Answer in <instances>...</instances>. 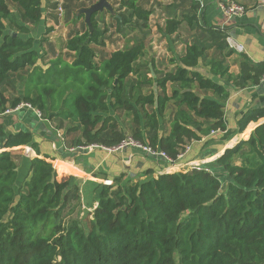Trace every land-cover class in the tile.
I'll return each instance as SVG.
<instances>
[{"label": "trees", "instance_id": "trees-1", "mask_svg": "<svg viewBox=\"0 0 264 264\" xmlns=\"http://www.w3.org/2000/svg\"><path fill=\"white\" fill-rule=\"evenodd\" d=\"M9 2L22 11L21 20L14 17ZM120 3L129 13L117 17L119 31L133 18L146 21L152 13L136 0ZM42 4L43 0H0V115L30 103L45 118L70 119L73 126L68 130L82 132L76 145L115 146L132 136L175 161L187 143L211 130L226 129L224 102L230 90L221 79L230 76L225 58L205 65L201 60L206 47L188 43L181 56L170 59L174 69L157 79L142 77L135 66L145 53L144 42L116 49L96 62L91 45H104L96 12L92 31L78 30L66 41L74 59L59 57L44 68L39 64L43 53L29 26L41 22ZM196 19L193 14L167 20L165 30L175 33L183 21L193 27ZM209 31L224 33L216 27ZM240 66L241 85L261 82L264 61L252 63L242 55ZM26 69L30 70L22 96L7 105L3 84ZM130 75L136 76L131 90L138 91L133 100L126 95ZM168 83L178 84L171 94ZM145 85L160 91L144 92ZM171 101L176 111L163 134V116ZM119 109L133 112L138 126L132 134L118 127L113 113ZM261 118L264 107L247 110L235 132L245 131L247 136L251 122ZM199 119L211 124L202 129ZM23 145L40 153L31 132L9 134L0 124V264H264V122L214 164L133 183L98 185L88 231L79 219L63 217L72 201H80V183L67 175L74 173L71 166L33 157L30 177L18 187V158L7 148Z\"/></svg>", "mask_w": 264, "mask_h": 264}, {"label": "crops", "instance_id": "crops-1", "mask_svg": "<svg viewBox=\"0 0 264 264\" xmlns=\"http://www.w3.org/2000/svg\"><path fill=\"white\" fill-rule=\"evenodd\" d=\"M96 1L98 0H43L42 10L47 9V15L43 13V17H46V21L51 19L48 16L51 9L56 21L62 20L65 14H71V22L79 24L80 19L84 18V15L78 14V11L91 6ZM136 1L140 6L152 10L147 20L151 26L152 23L156 24V22L161 24L159 28L157 26L154 27L157 29V33L153 34V36H149L150 34L147 31L149 28L146 27L147 29L143 28L145 33L140 40L133 41V44L137 42H144L145 44V53L136 61L141 63L140 65L145 64L146 67L150 68V76H156V71L160 70L158 59H162L161 56L165 53L164 50H171L170 59L179 57L184 53L188 43L197 42L201 46L206 47L205 57L201 60L205 65L213 58H225V64L229 68L230 76L221 79L222 82L228 85L230 90V96L224 102L223 119L226 123V129L223 131L211 130L209 133H203L201 139L187 143L189 150L183 157L171 163L162 156L151 155L134 147H129L119 152L78 148L80 145H76V141L79 138L83 139L82 132L81 130H68L70 126H73V122L70 119L65 120L60 116L52 119L40 118L35 109L21 103L15 108H8L9 112H4L0 115V124L3 125L6 132L9 134L20 130L31 132L40 150L38 154L31 145L7 148L18 158L19 181L22 176L25 177V180L29 179V161L33 157L45 159L52 164H54V161L63 162L73 168L74 173H68L67 175L77 177L81 185L80 200L86 208L85 202L88 203L93 199H97L96 189L100 184H113L118 180H121L122 183L127 181L133 183L156 178L164 173L176 172L173 169L179 165H193L202 162H204L202 166L204 164H214L219 154L240 141L247 140L252 131L260 123L264 122V118L259 119L257 122H251L254 126L250 129L247 136H243L245 131L235 132L237 121L247 110L264 107V81L261 80L258 84L249 82L241 85L239 79H237L241 70L242 55H246L252 63L264 61V5L260 3V0ZM109 2L116 10L121 0H109ZM231 3L243 5L246 8L245 13L229 19L223 11V6ZM73 9L74 12H72ZM125 9L126 7L124 6L123 10L125 11ZM102 12L105 13L106 22H109V16L117 21L118 16L111 15L109 10L104 9ZM102 12L99 11L97 15ZM193 14L197 16L193 27L183 21L177 32L172 34L166 32L165 24L167 20H180L186 15ZM80 15H83V17H79ZM135 19L138 20L137 18L132 20L134 21ZM84 23H86L85 19ZM185 25L191 31L190 36L181 34V28ZM210 27L220 28L224 33H212L209 31ZM229 37L234 38L239 44L243 45L244 51L239 52L228 47L227 38ZM146 39L147 41H145ZM148 42L150 43L148 44ZM179 43L184 46V49L180 52L176 49ZM65 50H67L66 47ZM170 59L166 66L169 68L167 72L175 67V64ZM137 68L141 72V66ZM172 85H176L175 88L178 87L177 83H172ZM208 93L211 94L210 92ZM171 103L174 107V112L168 116L167 111ZM175 111L176 105L174 101H171L163 116V119H169L167 123L168 131L170 129V120L173 118ZM113 115L117 116V112H114ZM199 120L204 122L202 129L211 124L210 121ZM1 151H3V148ZM212 158L216 159L211 160ZM21 163L25 166L23 174L20 171ZM202 166L197 165L195 168H201ZM57 172L59 173V170ZM96 206L97 202L94 204V207Z\"/></svg>", "mask_w": 264, "mask_h": 264}, {"label": "rangeland", "instance_id": "rangeland-1", "mask_svg": "<svg viewBox=\"0 0 264 264\" xmlns=\"http://www.w3.org/2000/svg\"><path fill=\"white\" fill-rule=\"evenodd\" d=\"M9 6L11 10L13 11L14 17L21 20L22 11L20 10V8L13 2H9ZM72 6L74 5L72 4ZM123 8H124V5L120 3L116 7V10L114 8V13L110 11L111 15L121 16L122 14L124 15L128 14L129 9L126 8L124 11ZM52 12L53 11L50 9L48 16L51 19L47 21H46V17H43L41 22L38 24L29 23V26L31 28L30 35L36 39V43H35L36 48L40 52H44L42 55V59L39 61V64L43 66L44 68L48 66L50 61L57 59L59 57L67 62H71L74 59L75 54L73 52H70L69 50H65L66 41L76 31L78 30L82 31L88 28V25L84 23V18L80 19L79 24L76 22L73 23L71 22V14L70 15L65 14L62 20L56 21L53 17ZM72 12H74V9ZM43 13L44 15H47V9H45ZM104 14L105 13L102 12L96 16L98 27L101 30H104V35L102 37L104 41V45H95V44L91 45V47L93 48V50L96 52V55H97V57L95 58L96 62H100L101 59L108 57L111 54V52H113L114 50L119 49V48H125L133 44V41L135 42L137 40H140L141 36L145 33L143 28L148 27L149 29L147 28L146 29L148 33L150 34L149 36H153V34L157 33V29H155L154 27L156 26L157 28L161 27V24L159 22H156V24L152 23V26H151L150 23L147 22V20L140 21L139 19L138 20L135 19L134 21L133 20L130 21L129 24L122 25L121 26L122 30L119 31L118 22L115 19H112L111 16H109L110 18L109 22H106ZM6 23H7L8 28H11L8 22ZM151 28L152 30H150ZM181 34L185 36H188V35L190 36L191 31L188 30L187 25L181 28ZM145 41H147V39ZM149 43L150 42H148V44ZM176 49L178 50V52H180L181 50L184 49V46H181V44L179 43L177 44ZM164 52L165 53L162 54L161 56L162 59H158L159 61L158 65L160 67V70L156 71L157 75L154 76L155 79L160 78L162 75H164L167 72V69H169L166 66H167V62L169 61L172 53L170 49H168L167 51L164 50ZM140 64L141 63H138L137 61H135V66L137 67L141 66L140 68L141 76L144 77L145 75H147L148 77H150L151 75L150 68L148 66L146 67L145 64H142V65ZM29 70L30 69H26V70L11 74L8 77V80L5 81V83L3 84V95L7 99V105H9V102L12 100V98L19 96V95L22 96L23 89H24V82H25L26 76L29 73ZM135 80H136V76L134 75H130L128 79L126 80V93H127L126 95H127V98L130 100H133V95L136 96V94L138 93L137 90H134V91L133 89L131 90V85L135 83ZM175 86L176 85H172V83H168L167 89H168L169 94L172 93ZM151 89H152L151 86L145 85L143 91L148 92ZM152 90H155L156 92L160 91V89L157 88V86L155 85H153ZM148 108H151V106H148ZM173 108L174 107L171 103V106L169 110L167 111L168 116L173 114L174 112ZM117 117H118V120H117L118 127L121 129L122 128L127 129L130 134H132L133 130L137 128L138 126L137 123H135L133 119V112L129 113L124 109H119L117 110ZM168 120L169 119H163L164 123L162 124L161 129H160L163 134H166L168 132V125H167ZM225 151L219 154L218 157L216 158H219L222 154L225 153ZM215 159L212 158L211 160H215ZM203 163L204 162L199 163V164H193V165H188V164L181 165V166L179 165L173 170H175L176 172L177 171H188V170L195 168V166L197 165L202 166ZM20 171H21V174H23V172L25 171V166H23L22 163L20 164ZM21 178L22 179H20L18 183L19 188H21L25 182V177L22 176ZM73 178H74V181L78 180L77 177H73ZM95 203H96V200L94 199L88 203L85 202V205H86V208H85L81 200L72 201L70 205L68 206V208L63 213V217L65 218V221L69 220L70 218L79 219L82 222V225L84 226L85 230L88 231L90 229V223L93 218V211L95 208L94 207Z\"/></svg>", "mask_w": 264, "mask_h": 264}, {"label": "built area", "instance_id": "built-area-1", "mask_svg": "<svg viewBox=\"0 0 264 264\" xmlns=\"http://www.w3.org/2000/svg\"><path fill=\"white\" fill-rule=\"evenodd\" d=\"M260 3L262 5H264V0H260ZM223 11L226 14V16L230 19V18H232L234 16L243 15L245 13V11H246V8L243 5H241V4L231 3L229 5L223 6ZM227 43H228L229 47L231 49H233V50H236V51H239V52L244 51V46L239 44L236 40H234V38H231V37L227 38ZM262 81H264V74L262 76ZM23 104L25 106L29 107V108L35 109L37 115L40 118H43V114H42V112L39 109L34 108L30 103H23ZM9 111L10 110L7 109L5 112H9ZM213 132H215V131H213ZM129 147H134L136 149H139V150H141V151H143L145 153L151 154V155L162 156L168 162H171V163L175 162V160H173L165 152L157 150V149L153 148L150 145H145L142 142L133 139L132 136H128L126 139H124L122 142H120L119 144H117L115 146H106V145H103V144L92 143V144H88V145H81L78 148L90 149V150H92V149L93 150L102 149V150L107 151V152H119V151H123V150H125L126 148H129ZM1 150H2V148L0 146V152H1ZM188 150H189V148H187L180 155V157H183Z\"/></svg>", "mask_w": 264, "mask_h": 264}, {"label": "water", "instance_id": "water-1", "mask_svg": "<svg viewBox=\"0 0 264 264\" xmlns=\"http://www.w3.org/2000/svg\"><path fill=\"white\" fill-rule=\"evenodd\" d=\"M104 9H107L114 13V8L112 4L109 2V0H98L94 4H92L89 7L82 8L78 11V14H83L86 24L88 25L89 29L93 30L92 25V15L96 12L103 11Z\"/></svg>", "mask_w": 264, "mask_h": 264}]
</instances>
